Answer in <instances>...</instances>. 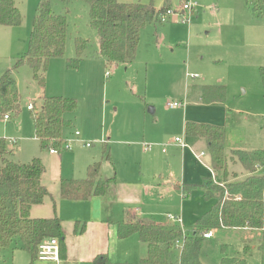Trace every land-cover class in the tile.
<instances>
[{
    "label": "rangeland",
    "instance_id": "rangeland-1",
    "mask_svg": "<svg viewBox=\"0 0 264 264\" xmlns=\"http://www.w3.org/2000/svg\"><path fill=\"white\" fill-rule=\"evenodd\" d=\"M14 1L22 22L14 27L0 25V76L25 52L39 2ZM117 1H152L155 7L164 2ZM167 1L171 10L180 12L188 0ZM190 2L192 10L167 15L164 22L146 24L140 33L135 59L123 65L110 64L98 54L97 34L89 26L88 6L84 1L71 0L66 10L61 2L53 0V11L67 16L65 55L50 58L44 88L32 79L27 63L15 70L20 112L8 120L0 118V137L6 138L7 147L13 150L12 158L28 163L39 157L45 166L43 178L47 187L57 186L60 177H85L87 164L99 161L102 180L117 178V173L126 180L118 187L122 200L132 201L142 196L151 214L146 217L158 222L165 220L166 213L180 214L184 234H191L196 216L209 208L211 201L201 193L182 198L156 188L181 177V160L176 155L170 161L168 154L160 151V145L168 144L175 136L184 137L179 130L183 111L187 110L190 116L212 121L196 122L224 128L228 157L232 148H264V86L259 71L264 64V19L253 15L245 0ZM186 17L188 21L182 20ZM76 36L86 41V47L79 67L70 69L66 58L75 57ZM203 86L213 88L205 92L206 98L218 99L212 105L203 106L198 101L201 94L193 95ZM41 95L77 100L76 111L64 115L71 123L62 132L69 149L63 146L57 154H51L49 148H40L34 137L33 119L27 106L32 102L37 110ZM171 100H184L186 105L169 108L166 103ZM75 131L79 132L78 136ZM12 139L15 143H11ZM104 142H108L110 160L103 155ZM143 142L151 145L149 151L143 149ZM203 150L206 160L207 151ZM233 160H228V181L246 175ZM259 173H264V169ZM217 184L218 179L213 175L210 182L196 189L203 193ZM162 224L180 230L177 223ZM212 232L213 236L201 244L200 264H220L224 255L244 258V264H264V252L258 242L262 231L220 228ZM245 245L251 247L246 252ZM177 256L175 250V259ZM175 259L172 264H177ZM29 261L26 251L9 248L0 251V264H29Z\"/></svg>",
    "mask_w": 264,
    "mask_h": 264
},
{
    "label": "trees",
    "instance_id": "trees-1",
    "mask_svg": "<svg viewBox=\"0 0 264 264\" xmlns=\"http://www.w3.org/2000/svg\"><path fill=\"white\" fill-rule=\"evenodd\" d=\"M53 0H39L32 18L31 30L25 52L14 65L0 76V118L17 117L20 112V93L15 80V70L27 63L32 71V79L44 88L45 72L53 57H63L67 40L68 21L66 13L52 9ZM67 10L71 0H57ZM88 6L89 26L96 32L98 54L110 64H129L137 53L140 33L150 22H159L161 14L169 3L164 0L159 8L149 3H129L117 0H82ZM251 13L264 19V0H245ZM22 15L14 0H0V25L18 26ZM75 57L66 58L70 69H77L86 41L74 38ZM264 86V64L259 67ZM212 87H205L204 93ZM208 90V91H207ZM213 90V88H212ZM41 105L36 110L32 103L30 109L34 137L40 148L63 149L62 132L69 126L66 113L75 112L77 100L58 95H41ZM209 100H218L211 98ZM184 133L189 137L203 138L207 144L210 165L219 184L209 191L204 190L206 200L214 203L195 220L193 232L182 236L175 227L167 226L153 218L136 216L124 210L123 219L118 223L119 238L134 233L146 244L147 252L137 264H172L175 250L177 264H200L199 252L204 238L203 233L213 229H247L262 231L259 246L264 252V148L230 150L225 152V131L222 126L208 123L186 121ZM15 143V142H14ZM13 150L6 145V138L0 137V251L4 249H23L30 255L29 264L37 259V247L46 239L56 238L60 251L64 247V233L61 220L57 215L32 217L33 205L42 204L50 191L42 183L45 166L39 157L28 163H21L12 157ZM103 154L109 159L108 146L104 145ZM236 159L233 160V157ZM238 162L246 173L243 179L228 181V160ZM100 162H92L86 167L83 178H62L59 180V194L63 199L79 200L104 192L108 180L99 176ZM235 174V173H234ZM236 176V175H235ZM211 178H204L200 184H184L187 195L190 188L196 189ZM182 239V245L175 242ZM245 245L244 252L250 249ZM244 258L222 256L220 264H244ZM91 264H111L106 255H98Z\"/></svg>",
    "mask_w": 264,
    "mask_h": 264
},
{
    "label": "crops",
    "instance_id": "crops-1",
    "mask_svg": "<svg viewBox=\"0 0 264 264\" xmlns=\"http://www.w3.org/2000/svg\"><path fill=\"white\" fill-rule=\"evenodd\" d=\"M205 87L212 86H203L202 89L199 88L195 91L193 95L196 97V94H201L202 97L198 101L203 106L212 105L214 101L209 100L211 98L205 97ZM185 105L178 108H184ZM149 111H153V108L149 107ZM198 120L212 122L205 118L190 116L187 110L183 111V122L179 131L184 135L181 138L187 144L186 147L182 148L174 141V138L179 136H175L168 143L169 145L166 143L165 151H162V145H160V151L163 154H168L170 161L176 159V155L181 160V177L158 185L156 188H161L168 194L176 193L182 198L194 193L203 194L200 189H192L187 195L182 190L184 184H200L204 178H212L214 175L210 165V156L206 148V141L199 137H189L184 133V123L186 121L196 122ZM103 145L108 146V142H104ZM203 149L207 151L206 160L204 159L206 153ZM227 154H229V151ZM189 162L191 164L194 162L195 165L193 166ZM167 167L169 168V166ZM62 178L60 177L59 180ZM59 180L57 186L47 187L42 175V183L48 188L51 194L45 198L42 204L33 205L30 210V215L32 217H50L57 215L61 220L64 233V247L60 251V257L57 261L36 259L33 264H91L95 257L102 254L107 256L111 264H137L145 256L147 246L140 240L138 234L134 233L126 238L118 237V223L123 219L124 210H130L136 216L151 215L144 206L142 196L140 199H134L132 201L122 200L118 194V187L119 183H125L126 180H122L117 173V178H111L102 194L92 195L86 199L79 200L63 199L59 194ZM210 201L212 205L214 200L210 199ZM202 213L197 215L196 218ZM167 214L181 217L180 214L166 213L164 215L165 220L160 223H164L165 221L168 224L170 223L166 219ZM15 250L26 251L23 249Z\"/></svg>",
    "mask_w": 264,
    "mask_h": 264
},
{
    "label": "built area",
    "instance_id": "built-area-1",
    "mask_svg": "<svg viewBox=\"0 0 264 264\" xmlns=\"http://www.w3.org/2000/svg\"><path fill=\"white\" fill-rule=\"evenodd\" d=\"M193 9V5L192 3L190 2V0H188L186 3L182 4L181 6V9H180V12H174L173 10L171 9H168L165 11V13L161 14L160 16V21L161 22H164L166 20V16L167 15H173V14H181L185 11H190ZM189 16V14H188ZM188 17L186 18H183L182 20H186L188 21ZM105 74L107 75L108 72L106 71ZM191 77H196V75H191ZM167 106L169 108H178V107H182L185 105V102L184 100H178V101H168L167 103ZM32 103H29L28 106H27V109H31L32 108ZM5 119H8L7 116L4 117ZM75 136H78L79 135V132L78 131H75ZM11 143H14L15 141L12 139L10 140ZM174 141L177 143L178 146L180 147H186L187 144L184 142L183 138L181 137H175L174 138ZM167 144L165 145H162V151H165L166 146ZM63 146L66 148V149H69V145L64 142ZM151 147L150 144H147V143H143V149L146 151V150H149ZM49 152L50 153H57L56 150L54 149H49ZM203 154V153H201ZM197 157V156H196ZM166 219L170 222H173V223H177L180 225V231L182 233V236H184V232L182 230V220H181V217L179 216H175V215H172V214H167L166 215ZM213 235V232L212 230H209V231H206L203 233V237L204 238H210L211 236ZM175 245L176 246H180L182 245V239L180 240H177L175 242ZM37 259L39 260H54V261H57L59 259V243L57 241L56 238H49V239H46V240H43L37 247Z\"/></svg>",
    "mask_w": 264,
    "mask_h": 264
}]
</instances>
